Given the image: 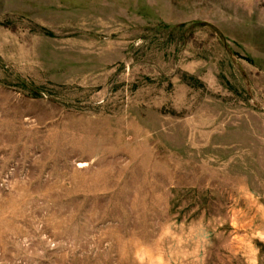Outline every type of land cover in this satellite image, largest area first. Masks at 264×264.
<instances>
[{"label":"rangeland","instance_id":"obj_1","mask_svg":"<svg viewBox=\"0 0 264 264\" xmlns=\"http://www.w3.org/2000/svg\"><path fill=\"white\" fill-rule=\"evenodd\" d=\"M0 264H264V0H0Z\"/></svg>","mask_w":264,"mask_h":264}]
</instances>
